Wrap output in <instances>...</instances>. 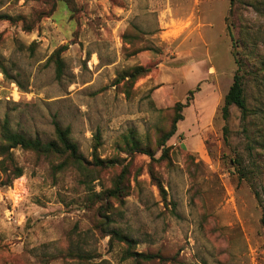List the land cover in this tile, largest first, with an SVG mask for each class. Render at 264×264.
Masks as SVG:
<instances>
[{
	"label": "rangeland",
	"instance_id": "obj_1",
	"mask_svg": "<svg viewBox=\"0 0 264 264\" xmlns=\"http://www.w3.org/2000/svg\"><path fill=\"white\" fill-rule=\"evenodd\" d=\"M259 1L0 0V120L45 143L68 127L88 163L54 171L62 159L13 151L23 174L0 186V264H264V150L250 185L234 165L252 169L240 111L227 139L219 114L236 69L227 27L255 32L264 61ZM137 66L149 73L126 93L115 80ZM197 87L164 159L157 139ZM130 134L154 160L125 146ZM123 169L128 195L108 198Z\"/></svg>",
	"mask_w": 264,
	"mask_h": 264
},
{
	"label": "trees",
	"instance_id": "obj_2",
	"mask_svg": "<svg viewBox=\"0 0 264 264\" xmlns=\"http://www.w3.org/2000/svg\"><path fill=\"white\" fill-rule=\"evenodd\" d=\"M230 4H241L243 7H250L258 12V6H260L259 0L243 1V0H229ZM264 4V3H263ZM8 17L0 16V20L7 19ZM227 32L231 40L232 57L236 65V69L233 74L232 84L229 87L227 93L223 97L222 106L220 107L219 114L221 119L225 122L222 128L224 139L228 138V128L226 123L230 118V109L232 107L237 108L240 111V121L242 122L241 134L246 141V150L251 157V168L247 169L242 164V161L234 163L236 170L240 178L246 180L253 185V174L258 175L260 173L259 166L253 160L254 150H264V61L260 59L256 60V54L254 50L258 46L259 39L255 32H252L246 25H243L239 31V37L234 38L231 33V29L228 26ZM65 47H60L54 53V65L56 71V77L60 78L63 70V63L58 57L59 53L63 52ZM254 56V58H253ZM0 73L4 76L7 75L4 69H0ZM149 73V69L142 66L134 67L128 71L122 72L118 75L115 83L118 85L124 83L126 87V93L135 82ZM255 91H250L254 90ZM199 88L194 91H189L188 96L184 103H176L173 107V116L170 124L166 130L161 131L159 138L157 139V146L162 148L165 159L167 157L166 143L176 134L177 126L184 120L183 110L189 108L192 105L193 95ZM125 146L132 151L142 152L144 155L153 159V153L148 147H141L140 143L132 134L125 138ZM100 146V138L97 136L94 146V153ZM20 149L26 152H32L38 156H44L46 158L62 159V161L53 166L54 171H60L65 167H73L79 172H85L86 163L83 156L80 154L78 146L74 143L70 137V129L68 127L62 128L58 123H54V138L49 142H42L39 139H29L23 134L13 131L8 116H4L0 120V186H10L13 180L22 176V170L17 166L14 159L13 151ZM94 164L96 166L110 165L113 161L100 160L94 156ZM126 169H123L118 179L113 182L112 189L106 192L108 198L121 197L122 195H128L121 186V179L125 176ZM150 176L153 178V171L150 169ZM255 196L258 202H260L259 193L256 191ZM262 226L264 227V215L262 217ZM114 237H117L121 242H127L128 239L122 237L120 234L113 232ZM131 257L148 261L156 258L154 255L144 254H129Z\"/></svg>",
	"mask_w": 264,
	"mask_h": 264
},
{
	"label": "crops",
	"instance_id": "obj_3",
	"mask_svg": "<svg viewBox=\"0 0 264 264\" xmlns=\"http://www.w3.org/2000/svg\"><path fill=\"white\" fill-rule=\"evenodd\" d=\"M210 73H212V72H210Z\"/></svg>",
	"mask_w": 264,
	"mask_h": 264
}]
</instances>
